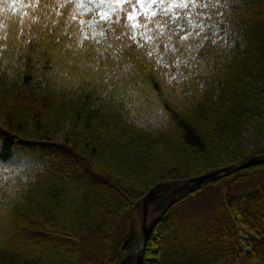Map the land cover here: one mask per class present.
<instances>
[{"label":"trees","instance_id":"trees-1","mask_svg":"<svg viewBox=\"0 0 264 264\" xmlns=\"http://www.w3.org/2000/svg\"><path fill=\"white\" fill-rule=\"evenodd\" d=\"M31 3L0 4V264H118L138 244L137 204L152 189L264 156V0H228L222 19L240 40L163 96L146 74L106 86L67 48L79 25L57 15L58 0ZM259 172L264 163L178 193L142 264H264V184L242 197L224 185ZM218 185V215L186 210Z\"/></svg>","mask_w":264,"mask_h":264},{"label":"snow or ice","instance_id":"snow-or-ice-1","mask_svg":"<svg viewBox=\"0 0 264 264\" xmlns=\"http://www.w3.org/2000/svg\"><path fill=\"white\" fill-rule=\"evenodd\" d=\"M40 3L32 0L28 6L35 9ZM0 4L14 12L23 0H0ZM226 7L228 0L223 4L220 0H58L56 11L60 17L67 13L79 25L76 47L70 43L67 48L86 57L82 68L105 77V85L114 90L146 74L163 96L182 86L210 53L229 46V29L222 27L220 11ZM212 9L220 19L214 20ZM25 43L31 45L32 40ZM159 115L166 118L162 110Z\"/></svg>","mask_w":264,"mask_h":264},{"label":"rangeland","instance_id":"rangeland-1","mask_svg":"<svg viewBox=\"0 0 264 264\" xmlns=\"http://www.w3.org/2000/svg\"><path fill=\"white\" fill-rule=\"evenodd\" d=\"M222 27H227V25H222ZM228 28V27H227ZM239 38L231 33L229 30V35L227 39V45H233L236 42H238ZM246 140L250 143V149L252 150V145L256 144V141L252 139L250 135H246ZM59 144L61 145V141H59ZM259 184H264V172L254 173L251 176L248 177V179L244 180L241 183H236L234 178L230 180H226L224 182V185L226 186L227 191L231 195H235L238 197L245 196L248 193L253 192L257 189ZM175 190L181 187L180 185L174 186ZM223 186H215L210 187V189L204 191L199 198L192 202L188 208L186 207L187 211L193 212L196 217L202 219L203 221H206L208 219V216L211 214L218 215L217 213L219 205L222 202L223 198ZM150 211V209H149ZM151 220L148 219V223L150 224ZM140 224V223H139ZM138 230H140V225ZM124 231V223L121 225L117 236L120 237L123 234ZM242 239L246 241L247 239L242 236Z\"/></svg>","mask_w":264,"mask_h":264},{"label":"water","instance_id":"water-1","mask_svg":"<svg viewBox=\"0 0 264 264\" xmlns=\"http://www.w3.org/2000/svg\"><path fill=\"white\" fill-rule=\"evenodd\" d=\"M264 162V156L261 157H256L253 158L251 160H249L248 162L241 164V165H234V166H230L224 169H220L217 170L215 172L212 173H208L206 175L203 176H198V177H194L192 179H188V180H184V181H177V182H172V183H165V184H160L157 187H155L154 189H152L148 195L143 199L142 202L139 203L138 207L141 208L142 211V219H141V233L139 236V241L137 244V247L131 251L127 257L123 258L118 264H124L128 259L137 256V261L136 264H142V260L144 257V251L146 250V246L149 240V236H150V232L152 230V228L157 224V222L161 219V218H157L155 220H153L150 224L148 223V215H149V208L151 203L157 199L160 194L168 189L171 186H176V185H182L180 188L174 190L172 192L173 195H176L178 192L189 188L190 186H192L193 184H196L198 182H203V181H210L216 178H220L224 175H230L251 167H254L256 165H259L261 163ZM173 203V201L171 202V204ZM166 213V211L163 213V215Z\"/></svg>","mask_w":264,"mask_h":264},{"label":"bare ground","instance_id":"bare-ground-1","mask_svg":"<svg viewBox=\"0 0 264 264\" xmlns=\"http://www.w3.org/2000/svg\"><path fill=\"white\" fill-rule=\"evenodd\" d=\"M226 168H227V167H226ZM207 174H208V173H207ZM203 175H206V174H203ZM203 175H200V176H203ZM145 197H146V196H145ZM145 197H144V198H145ZM142 201H143V199H142L140 202H142ZM140 202H139V203H140ZM139 203L137 204V208H138V209H141V208L138 207ZM159 222H160V220L157 222L156 225H158ZM156 225H155V226H156ZM155 226H154V227H155ZM140 227H141V225H140ZM154 227L152 228V230H151V232H150V236H149V240H148L147 245L149 244L150 237H151V233H152ZM140 233H141V229L139 230V236H140ZM138 241H139V237H138ZM136 247H137V246H136ZM136 247H135V248H136ZM135 248H134V249H135ZM134 249H133V250H134ZM146 249H147V246H146ZM133 250H132V251H133ZM130 252H131V251H130ZM130 252H129V253H130ZM146 252H147V250L144 251V256H145ZM129 253H128V254H129ZM128 254H126L123 258L127 257ZM134 257H136V259H137V256H134ZM132 258H133V257H132ZM130 259H131V258H130ZM130 259H128V260H130ZM143 259H144V257H143ZM121 260H122V259H121ZM128 260H127V261H128ZM127 261H126V262H127ZM126 262H125V263H126Z\"/></svg>","mask_w":264,"mask_h":264}]
</instances>
